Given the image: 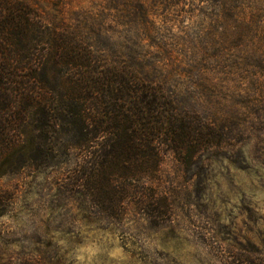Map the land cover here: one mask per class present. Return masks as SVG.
<instances>
[{"label": "rangeland", "instance_id": "374dc122", "mask_svg": "<svg viewBox=\"0 0 264 264\" xmlns=\"http://www.w3.org/2000/svg\"><path fill=\"white\" fill-rule=\"evenodd\" d=\"M15 1L40 26L22 56L46 83L0 161V264H264V0ZM108 74L214 139L174 151L145 108L140 173L105 188L114 138L79 145L59 116Z\"/></svg>", "mask_w": 264, "mask_h": 264}, {"label": "trees", "instance_id": "16d2710c", "mask_svg": "<svg viewBox=\"0 0 264 264\" xmlns=\"http://www.w3.org/2000/svg\"><path fill=\"white\" fill-rule=\"evenodd\" d=\"M132 10L138 12L135 6L132 7ZM39 27L37 22L33 21L25 4L15 0H0L1 162L12 152L13 134L17 131L20 135L23 134L19 124L23 120L26 110L31 107L36 110L39 108V99L37 100L39 85L46 83L44 77H37L34 74L40 59L36 57L32 60L28 58V55V60H23L22 56L23 53L29 51L31 44L43 43L38 40L40 36L36 35L41 34L38 32ZM50 41L57 46L67 45V42L60 37H52ZM26 44H28V48L25 47ZM68 49L71 55V47ZM29 60L31 62L27 63ZM82 60V64L77 66L83 65L84 67L90 62L88 56H83ZM21 71L29 72V76L20 77L19 73ZM125 78L127 79L122 83L118 81L116 76L112 77L108 74L105 80L96 82L98 86L96 91L93 90L91 94L93 98H89V107L84 106L83 103H78L80 97L72 96L74 101L66 97L62 102L64 114L59 116V121L72 126L81 143L79 145L85 146L91 139L102 135H109L114 138L115 146L110 152L106 153L108 155L104 154L102 156L105 160L103 161L105 169L104 173L100 175V180L102 185L108 189L110 188L111 178L126 177L132 175L133 171L140 173L139 167L142 164H138L136 160L139 153L142 154V150L135 144L146 140L137 138L134 128L136 129L137 126L142 125L144 115L148 119H151L150 116L153 117L151 114H149V117L146 116L145 108L153 113L154 108L151 109V107H156L155 113L158 120L156 125L159 127L158 130L147 132L148 135L155 133L157 136L163 137L159 139L160 143H168L174 151L181 150L180 146L190 143V140L194 137L195 140L198 139L199 141L214 139V136L209 132H205L204 135L202 134L204 131L201 133L197 128L192 129L190 127L192 123L183 122L184 117L173 108L174 102L170 99V96L160 97L158 93L151 95L146 91L144 95L143 92H134L129 88L134 84V79L131 76ZM75 101L76 103H73ZM37 112L41 117L40 120L51 119V116L45 113L43 108ZM108 157H110L109 162L107 161ZM156 163L158 164V160H156ZM8 165L7 160L4 164H0V178L4 175ZM130 169H133V171Z\"/></svg>", "mask_w": 264, "mask_h": 264}]
</instances>
